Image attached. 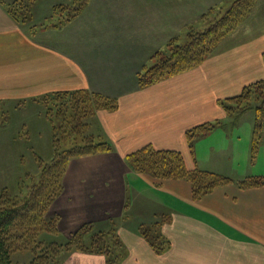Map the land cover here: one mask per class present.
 Segmentation results:
<instances>
[{
    "label": "crops",
    "instance_id": "crops-1",
    "mask_svg": "<svg viewBox=\"0 0 264 264\" xmlns=\"http://www.w3.org/2000/svg\"><path fill=\"white\" fill-rule=\"evenodd\" d=\"M223 1L91 0L73 22L45 31L39 41L8 13L7 0H0V74L6 83H15L7 87L15 96L75 88L117 101L115 110H100L96 116L100 129L95 136L109 142L112 151L69 164L64 190L51 210L60 215V238L129 210L127 219L135 226L119 229L129 252L121 264H264V184H239L249 177L264 179V131L253 157L256 117L242 135L248 112L235 126L221 103L264 79V0H257L201 65L146 87L137 81L171 40L177 42L184 28L191 31L192 22L221 12ZM230 121L226 129L193 139L191 149V129ZM148 145L181 153L188 170L233 181L195 199L187 180L158 179L130 166L127 157ZM152 223L170 242L160 253L142 234ZM107 261L104 254L73 251L58 264Z\"/></svg>",
    "mask_w": 264,
    "mask_h": 264
},
{
    "label": "rangeland",
    "instance_id": "rangeland-1",
    "mask_svg": "<svg viewBox=\"0 0 264 264\" xmlns=\"http://www.w3.org/2000/svg\"><path fill=\"white\" fill-rule=\"evenodd\" d=\"M85 1L86 0H33L29 7V3L26 1L19 2V0H7L6 6L14 9V12L19 18L16 19L13 17V19L19 24L22 30H30L29 34L31 38L42 41L45 31L62 29L68 24V18L71 19L75 14L79 13L77 17L69 20V23L78 18L91 0H88L86 4ZM232 3L233 0H224L218 6L222 9L221 12H216L205 21L192 22V30L200 32L209 28L218 18L226 13L232 6ZM28 8L31 10H28ZM188 28H184L183 35L180 36L177 42L171 40L166 52L162 54L163 59L172 54L176 44L184 46L188 43ZM13 48L14 42L12 41L9 43V49L12 50ZM245 61L248 63L249 60L246 59ZM153 62H151L150 66L153 65ZM232 62L233 59L228 61L230 65H232ZM1 70L0 67V71ZM6 81L7 78H4V76L0 74V83L3 85L0 89V195L2 192H5L13 197L20 196L24 198L30 197V194L37 189L41 190L40 192L42 195L49 191L52 194L55 192L46 216L54 222L49 225L53 228L56 224L59 230L60 215L56 213L52 214L51 210L64 190V179L69 164L76 157L70 159L67 166H64V162H62L58 168L55 166L57 163H60L61 159L64 157L65 153H62L63 151L81 142V138L78 139L81 134L86 136H92L95 135V133L98 134L97 129H100V124L99 119L96 117L97 113L100 110L109 111V109L96 108L97 110H95L93 104H90L89 107L86 106L84 102L86 97L75 92L81 90L75 88L64 90L60 88L56 90L53 88L51 91L37 92V96L19 98L15 96L13 88L7 89L8 86L14 87L15 83L11 82L8 84ZM70 86L72 87V84ZM29 93L30 92L27 94L29 95ZM88 110L91 112L88 113ZM254 118V111L248 112L244 116L241 129L242 135H245L247 130L253 128ZM235 135L238 136L237 134ZM54 159L57 160L55 161ZM45 168L47 171H44ZM58 175H61L60 185L59 190L55 191V177H58ZM189 183L191 184V182ZM62 185L63 187L61 190ZM44 186L46 187L44 188ZM33 195L31 197H33ZM130 211H132V209H130ZM128 213L129 210H123V213L117 218L101 221L87 228V232L85 233L86 239H89L92 243H96V245L92 247L93 251H98L100 253L105 252L103 254L110 257L111 260H115L120 255L121 257L118 259L120 261L125 260L129 252L125 239L120 236L118 232L120 228L135 226V222L127 219ZM154 226L155 228L158 227L157 224L154 223L146 227L147 229L149 228L151 235H153ZM109 230L110 233H108ZM43 235L49 241L58 240L63 243L73 238V235H71L69 239H66L65 236H61V238H63L61 239L59 233L56 234L51 231ZM116 241L121 243L117 245L118 249L115 247ZM33 246L34 245L28 247L23 246L19 250H15L13 253L14 264H32L31 262L34 256H37V253H34L35 248H33ZM109 248H111L112 252H109ZM103 250H108V252ZM68 256L69 254L64 253L58 262H63ZM107 256L106 258L108 259ZM114 263L115 261H111L109 264Z\"/></svg>",
    "mask_w": 264,
    "mask_h": 264
},
{
    "label": "trees",
    "instance_id": "trees-1",
    "mask_svg": "<svg viewBox=\"0 0 264 264\" xmlns=\"http://www.w3.org/2000/svg\"><path fill=\"white\" fill-rule=\"evenodd\" d=\"M20 1L28 2L30 7L33 0H19V2ZM87 1L88 0L85 1V4ZM256 2L257 0H235L231 8L209 28L200 32H195L193 30L189 31L188 43L184 46L176 44L171 55L164 59L160 57L154 65L146 68L143 73L137 75L139 86H149L164 78L180 74L201 65L219 43L227 35L236 30L242 21L253 11ZM7 10L9 13L11 12L13 14L10 13L12 17L16 19L19 18L13 8H9L8 6ZM28 10L31 9L28 8ZM78 15L79 13L75 14L71 19L68 18L67 23ZM75 92L86 97L84 99L85 105L89 107L90 104H93L95 110L98 108L115 110L117 108V101L110 97L84 89ZM221 103L225 107L228 115L235 118L234 121H230L229 123L208 122L191 129L187 133L191 149L193 148V139L196 137L205 135L218 127L226 129L232 123V125L236 126L241 116L249 111H254L256 118L253 131L252 155L255 157L264 131V79L247 85L240 94L228 98ZM90 112L91 111L88 110V113ZM79 138H81L80 143L62 152L65 153L64 157L61 159L60 163H57L55 166L56 168H58L62 162L65 163L64 166H67L69 160L74 157L77 158L112 151V145L109 142L95 135L86 136L81 134L78 139ZM127 160L130 166L139 173H149L158 179H187L192 184L193 197L195 199H200L216 187L233 181L231 178L215 172L200 169L188 170L181 153L170 150H157L151 145L145 146L139 151L129 155ZM52 167L54 168L53 165ZM44 171H47V169L45 168ZM60 178L61 175L55 177V191L59 190ZM239 184L242 187H255L264 184V179L249 177L239 182ZM45 187L46 186H44V188ZM62 187L63 185L61 186V190ZM35 191L30 194V197L24 198L20 196L13 197L5 192H2L0 195V264H14V251L19 250L23 246L28 247L30 245H34V253L40 256H34L31 262L32 264H57L64 253L69 254L73 251H84L97 254L105 253L93 251L92 247H94L96 243H92L85 237L87 228L94 225V223L83 225L73 234L72 240H66L65 243L58 240L49 241L43 235L44 233L51 231L58 234L59 232L56 224L55 226L53 225V228L49 225L54 222L46 216L55 192L52 194L49 191L42 195L40 189ZM32 195L33 197H31ZM110 230L108 233H110ZM142 234L157 253L165 251L170 246L169 240L165 238L158 227L153 229L154 237L150 234L149 228H144ZM118 244L121 243L116 241V249H118ZM103 251L108 252V250ZM109 252H112L111 248H109ZM120 257L121 255L115 260H111V258L108 257L107 262L109 264L111 261H115L114 264H120Z\"/></svg>",
    "mask_w": 264,
    "mask_h": 264
}]
</instances>
